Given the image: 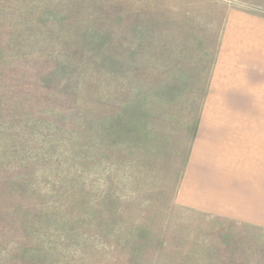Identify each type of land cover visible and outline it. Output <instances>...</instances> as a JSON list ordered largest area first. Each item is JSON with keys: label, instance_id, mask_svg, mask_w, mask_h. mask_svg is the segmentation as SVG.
Masks as SVG:
<instances>
[{"label": "rangeland", "instance_id": "374dc122", "mask_svg": "<svg viewBox=\"0 0 264 264\" xmlns=\"http://www.w3.org/2000/svg\"><path fill=\"white\" fill-rule=\"evenodd\" d=\"M234 8L264 17V0H0V264H264L249 209L178 196L214 130L264 129V74L228 105L206 89Z\"/></svg>", "mask_w": 264, "mask_h": 264}, {"label": "crops", "instance_id": "0c3cea01", "mask_svg": "<svg viewBox=\"0 0 264 264\" xmlns=\"http://www.w3.org/2000/svg\"><path fill=\"white\" fill-rule=\"evenodd\" d=\"M217 51L206 89L219 91L218 97H212L219 101L212 104L228 105L230 102L222 101L223 91L230 95L237 90L256 89L252 83L259 81L258 73L264 74V17L228 9ZM224 116V121L232 122L237 115ZM217 129L212 132L217 135L205 141L208 146L204 151L195 152L208 156L195 155L182 171L178 183L181 203L232 218L243 216V211L249 209L251 224L264 227V129L246 131L250 136H243L244 130L231 125ZM244 185L250 187L247 193L242 189Z\"/></svg>", "mask_w": 264, "mask_h": 264}]
</instances>
